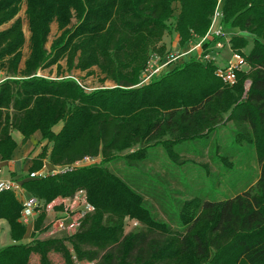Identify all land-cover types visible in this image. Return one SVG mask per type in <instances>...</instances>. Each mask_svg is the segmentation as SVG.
Instances as JSON below:
<instances>
[{
    "label": "trees",
    "instance_id": "16d2710c",
    "mask_svg": "<svg viewBox=\"0 0 264 264\" xmlns=\"http://www.w3.org/2000/svg\"><path fill=\"white\" fill-rule=\"evenodd\" d=\"M174 2L181 4L174 25L180 44L200 41L217 0H0V69L8 76L0 84L2 159H11L17 147L13 131L23 143L37 131L47 141L31 171L46 158L57 166L102 157L98 164L20 181L45 203L87 191L94 211L73 236L21 242L27 232L22 202L16 192L0 191V219L16 241L0 248V264H29L32 254L40 264H55L51 253L61 254L65 264H74V255L90 264H264V0H224V28L254 36L252 42L241 35L229 39L248 66L236 70L233 85L217 74L215 60L200 57L140 84L150 52L170 31ZM23 4L31 36L22 65L26 38L17 15ZM54 22L60 35L48 50ZM219 40L204 43V54L214 56ZM64 58L69 68H98L103 81L115 86L89 92L73 77L38 74ZM205 155L223 162L232 177L251 170L248 158L257 161L259 172L242 187L231 188L229 178L227 186L236 192L217 199L180 169L187 157L195 164ZM163 156L170 162L164 174L150 165ZM214 177L210 181L217 184ZM171 179L185 184L186 193ZM185 194L190 196L176 197ZM128 216L140 226L126 233Z\"/></svg>",
    "mask_w": 264,
    "mask_h": 264
},
{
    "label": "rangeland",
    "instance_id": "374dc122",
    "mask_svg": "<svg viewBox=\"0 0 264 264\" xmlns=\"http://www.w3.org/2000/svg\"><path fill=\"white\" fill-rule=\"evenodd\" d=\"M25 7H26V5L22 6L21 11L17 15L24 20L23 21V23H24L23 29H24L25 38H26L25 45L22 48L23 49L22 50L23 51L22 65H23V61L25 60L26 56L29 53V37L31 36L29 28H28V22H27V19L25 17ZM172 10H173L172 16H171L170 20L168 21V23L171 26L170 31H167L164 33L162 40L158 43V46L150 52V55H149L150 57H152L154 55H158V56L163 57V56H166L167 53L172 52V51H186L187 49H190L193 46L192 43H195V41H191V43L190 42H184V44H180L181 41L179 40V38L177 36V32L174 30L175 19L181 13L180 12L181 11L180 2H174L172 4ZM73 22H75V19H73ZM8 25L9 24H7L5 26H8ZM228 33L229 34L227 35V37L222 38V41L225 44L221 48L217 49L218 54H219L218 56L220 57V59H219V61L215 59V61L218 63L219 67H225L227 65L228 58L231 56V50H230L226 40L227 39L229 40V38H231L233 35H236V30L228 29ZM59 35H60V32L58 30L57 23L54 22L51 25V32H50L48 41L46 43V48L48 50L50 49L53 40H55ZM178 40L180 41L179 44L175 45V42ZM248 51H249V47L246 49V52H248ZM196 52L199 53L196 50V51L192 52L191 54H188V56L186 57V62L190 61L194 57H199V56H197L198 54ZM181 63H177L174 66H177ZM38 74L45 76V77L52 78V79L73 77V78L77 79V81L82 85V87L85 89V91H89V92L93 91L97 88H104V87L105 88H112L115 86L114 82H112L110 80H104L103 81V76L100 74L98 68L94 67L91 70H85V71H82L80 69H75V68H69L65 58L61 59L58 63L53 64V66H47V67L39 70ZM62 127H63V122L60 121L58 124H56L53 127V130L57 133L62 129ZM225 132H224V134H226ZM224 134L222 131L220 135H224ZM42 141L44 142V144L41 145V149L47 144V141L44 140L43 138H42ZM42 141H39L37 144L34 143V145L39 146L42 143ZM189 144H191V142H187L184 145L188 146ZM50 147H51V144H49V148ZM241 153H243V152H241ZM245 155H246V153L243 156H245ZM101 159H102V157L98 156L94 160L95 162H93L91 164H98L101 162ZM192 159L193 158H191V157H189V158L187 157L185 159L186 162L182 165V168H180V169H182L183 172L185 171V173H187V177L185 179L188 180V182H190V183L196 182V188L197 189L203 187L206 191L207 190H213V192L215 194V198H217V199L224 198L225 196H231L236 192V191L228 188L226 181H228L229 178H230V181L228 183H229V186L231 188L242 187V186H245L248 182H250L253 179L254 175L256 178V176L259 172V164L257 163L256 160H253L250 158H248L245 161L246 162L245 164H246V166H250L251 170L240 169V170H237L236 172L234 171L235 173H237V175H234L235 173L233 175L237 176V177H234V176L232 177L231 173L226 171V168L223 166V162L217 161V160L215 161L210 156L205 155V156H200L198 158H195L196 159L195 164L193 163V161H191ZM236 161H238V160H236ZM91 164L90 163H81L79 167L89 166ZM122 164L123 163L120 162L119 166H121ZM150 165H154L156 167V171L158 170L160 173H163V174L165 172H167V169H170V166H169L170 162L167 158H165V156H163V158H161L159 160V162L150 163ZM150 165H148V166L150 167ZM240 166H241V168H246L245 165H239V168H240ZM189 167H190V169H188ZM237 167H238V165H237ZM205 170H208V172L210 171V175ZM200 174L203 175V178L199 177ZM211 174L216 175V177H214V175H211ZM204 177H205V179H204ZM213 177L216 178L215 181H217V184L214 181H212V182L210 181V179H213ZM172 182L174 184L173 187H175L177 189L179 188V190L181 192L186 193V190L184 188L185 184L181 185L178 182V180H172ZM189 187H190V185H189ZM188 195L190 196V194L177 195V196L175 195V196L185 198V197H189ZM149 198H152V197L149 196ZM152 201L154 202L155 206L157 207V210L160 211L161 215H163V217H165L166 214L164 212H162V208L160 207L159 202L156 201L155 199H153ZM43 216L44 217H43V220L41 222V225H42L41 228L43 226H46V223L49 220V217L47 215H45L44 213H43ZM39 217L35 221L34 227L36 226V223H37ZM136 222H138L137 226L134 224ZM124 223H125L124 228H125L126 233L133 230L134 228H137L140 226L138 219H136L134 217L132 218L129 216L126 218ZM33 233L34 232L31 228V226H29L28 230L26 232V235L28 237L29 236L31 237V236H34ZM5 238H6L5 240H7L5 244H9L11 242V240L13 239L10 236H5ZM69 241L70 240H68V242H66L65 245H66L67 249L69 250V252L71 254H74L71 252V250H74L73 245ZM50 257L55 264H65L64 258L59 253H51ZM29 264H40L38 256L35 254H32ZM74 264H77V263L74 261ZM80 264H90V263L89 262H83Z\"/></svg>",
    "mask_w": 264,
    "mask_h": 264
},
{
    "label": "built area",
    "instance_id": "2783aa9c",
    "mask_svg": "<svg viewBox=\"0 0 264 264\" xmlns=\"http://www.w3.org/2000/svg\"><path fill=\"white\" fill-rule=\"evenodd\" d=\"M223 4L224 0H217V5L211 19V26L208 33L201 38L200 41L192 43L193 46L190 49H187L186 51H172L163 57L158 55L152 56L143 71L140 84L149 83L153 78L168 71L175 64L183 62L184 58L188 54H191L196 50L199 52L196 53L200 58L215 60L216 54L214 56L212 55V52L204 54V43L212 39L214 36L224 38L229 34L228 30L223 26ZM189 42L191 43V41ZM226 42L230 48L229 40L227 39ZM224 44L225 43L222 40H219L215 45H213V48L216 50L221 48ZM228 59L229 60L225 67L218 68L217 74L225 83L233 85L237 79L236 70L245 69L248 66L244 57L236 52H232V50L231 56ZM7 79V74L0 69V84ZM95 159L96 157L88 156L73 164L57 165L52 166L50 169L37 171L33 170L28 174V176L34 179L48 174L61 173L62 171L66 172L69 169H73V167L80 166L81 163L91 164L95 162ZM2 190H12L22 198L20 220L26 227L31 226L33 232L35 233L34 236L39 239L52 238L61 235L73 236L80 230L85 217L94 211V206L89 201L87 191L84 188L76 190L74 194L69 196L59 195L48 203L43 202L35 196L29 195L19 180L0 179V191ZM43 213L49 217V220L47 221L46 226H43L40 230H35V221ZM134 224L137 226L138 222ZM32 238L33 236L31 239ZM71 252L74 253V250H71ZM73 258L77 264L82 263L77 260L75 255Z\"/></svg>",
    "mask_w": 264,
    "mask_h": 264
},
{
    "label": "crops",
    "instance_id": "0c3cea01",
    "mask_svg": "<svg viewBox=\"0 0 264 264\" xmlns=\"http://www.w3.org/2000/svg\"><path fill=\"white\" fill-rule=\"evenodd\" d=\"M236 30V35H241L246 37L250 42L253 41L254 36L247 33L242 32L240 29H233ZM179 40L175 42L179 44ZM216 60L219 61L220 57L218 56V50L215 52ZM188 56V55H187ZM186 56V57H187ZM186 57L184 58V62H186ZM230 58V57H229ZM229 60V59H228ZM12 136H14V140L17 143V147L13 152L11 159L3 160L0 154V179H14L23 181L28 177V174L31 172L30 168L33 167L34 159L42 153L41 145L44 144L42 141V135L39 131L35 132L31 138L28 139L27 142L23 143V136L18 131H13ZM39 141L42 143L39 146L34 145L37 144ZM52 165L50 164L49 160L46 158L43 161V165L39 170L42 169H50ZM18 198L21 200L22 198L18 195ZM28 230V227H26ZM5 236H10V226L9 223L5 219H0V248L16 243L13 239L9 244H5L7 240H5ZM11 237V236H10ZM32 237V236H31ZM31 237L25 234L24 238L21 242H29ZM26 240V241H25Z\"/></svg>",
    "mask_w": 264,
    "mask_h": 264
}]
</instances>
